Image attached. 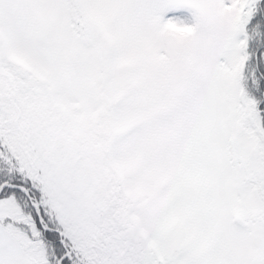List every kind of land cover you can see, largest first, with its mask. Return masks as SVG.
<instances>
[{
	"label": "snow or ice",
	"instance_id": "obj_1",
	"mask_svg": "<svg viewBox=\"0 0 264 264\" xmlns=\"http://www.w3.org/2000/svg\"><path fill=\"white\" fill-rule=\"evenodd\" d=\"M0 264H264V0H0Z\"/></svg>",
	"mask_w": 264,
	"mask_h": 264
}]
</instances>
